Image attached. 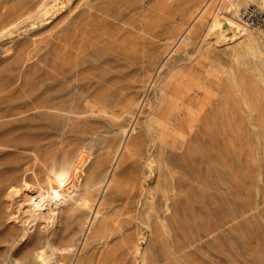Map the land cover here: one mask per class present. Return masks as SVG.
I'll list each match as a JSON object with an SVG mask.
<instances>
[{
    "label": "rangeland",
    "instance_id": "obj_1",
    "mask_svg": "<svg viewBox=\"0 0 264 264\" xmlns=\"http://www.w3.org/2000/svg\"><path fill=\"white\" fill-rule=\"evenodd\" d=\"M37 1L0 0V180L6 178L8 184L1 191L0 213L4 221L13 207L19 215L18 203L9 200L10 189L14 185L24 193L26 185L35 188L46 155L57 162L70 156L82 181L95 186L83 193L73 216L62 215L55 246L44 250L45 261L29 253L43 244L40 221L35 220L28 223L27 234L20 226L18 253L4 264H264V127L260 124L264 120V39L260 38L264 30L251 28L255 38L236 34L223 43L210 33L215 18L235 12L241 18L250 5L264 10V0H211L197 19L209 0H175L174 20L129 78L130 88L117 112L108 116L91 108L109 85L107 77L116 71V49L68 68L58 58L59 38L67 23L64 13L55 14L50 8L54 14L40 15L39 7H34L1 26L9 13ZM88 1L80 0L72 16L84 13ZM115 23L122 25L119 20ZM188 29L191 39L179 41ZM193 64H200L216 110L222 99L229 100L236 92L242 95L237 91L241 85L257 91L262 101L255 123L221 125L211 114L208 130L196 120L192 129L189 119L184 129L171 124L164 154L155 155L162 167L161 185L142 198L133 183L146 161L136 166L129 160L114 187L108 188L100 162H110L127 139L132 145L143 142L149 122L165 124V119L153 115L162 106L159 90L177 70ZM155 75L157 81L152 82ZM94 129L100 132L91 135ZM234 133L240 136L236 143ZM35 137L40 140L39 152ZM4 169H9L8 174L1 176ZM174 177L180 179L177 188ZM131 191L135 195L127 200ZM10 228L5 221L2 231ZM144 233L138 253L135 244ZM124 242H129L124 254L115 260L108 257L114 246Z\"/></svg>",
    "mask_w": 264,
    "mask_h": 264
},
{
    "label": "bare ground",
    "instance_id": "obj_2",
    "mask_svg": "<svg viewBox=\"0 0 264 264\" xmlns=\"http://www.w3.org/2000/svg\"><path fill=\"white\" fill-rule=\"evenodd\" d=\"M79 1L38 0L32 5L29 0L17 12L9 13L7 20L3 23L4 25L1 24V26L5 27L10 20L31 11L34 7H39V11L41 10L38 11L40 15H46L48 12L64 13L67 23L61 38H59L61 47L58 48L60 54L57 57L63 64L62 66L67 67L68 65V68L73 67V65L74 67L80 66L98 53L110 55L116 49V71L107 77L110 81L109 85L100 92L98 101L92 104L91 108L93 113L99 112L104 116L114 115L119 105L126 98L127 91L130 88L129 78L137 72L140 64L147 58L150 47L157 39L161 38L165 28L174 20L175 0H89L87 3L89 8L84 13L72 16V10ZM210 1L205 3L196 19L203 14ZM50 8H53L54 11L52 12ZM135 10H138L137 14L128 16ZM239 18L236 12L231 16L226 15L224 18H215L210 26L212 29L210 33H212L214 40L217 43H223L236 34L255 38V32L243 22L242 17L240 21ZM116 20L121 21L122 25L117 26ZM129 27H132V29H129ZM188 31L189 29L186 30V34L179 41L191 39L187 34ZM260 35V38L264 39L262 32ZM56 62L58 63V61ZM199 66L200 64H193L191 67L177 70L170 80L161 86L157 99L162 106L153 111V115L165 119V124L155 125L149 122L147 131L142 137L143 142L132 145V140L127 139L123 145L119 146L117 153L110 162H108L109 159L100 162L101 173H104V179L109 181L108 188L114 187V181H116L120 170L129 160H132L136 166H140L143 160L146 161L133 183V188L139 192L142 198L148 191L161 185L162 167L156 163L155 155L158 153L164 154L171 135L169 128L171 124L181 125L184 129L186 128L185 122L189 119L190 125L188 124V126L189 129H192L196 120L201 124H206L205 128L207 126L208 130L211 114H214V121L219 122L221 125L234 124L239 126L244 122L255 123V111L257 105L262 101L257 91L254 89L248 90L246 84L244 87L241 85V89L237 91L240 90L242 95L236 92L229 100L222 99L216 110V106L212 102L213 99L206 92L208 81L201 75ZM61 70L64 72L63 68ZM60 74L62 75V73ZM156 79L155 75L152 82ZM199 95H205V97L197 98ZM179 118H181V124L177 123ZM260 124L264 127V120ZM99 132V129H94L90 134L94 135ZM36 137L34 143L37 148L35 150L39 152L41 148L39 146L40 140ZM239 137L238 133H234L233 142L236 143ZM260 138L262 140V136ZM100 145L97 142L99 150H101ZM263 145H261V150H264ZM78 169L77 164L70 156H66L63 161L57 162L55 158L46 155L45 159L40 162L38 174L35 176L37 179L35 188L26 185L24 189L26 192L21 193L19 188L11 184L13 187L9 192V200L11 198L12 203H18L17 211L19 215L17 216V212H13L14 207L9 208L11 210H9L5 221L10 222L11 228L2 231L5 221L0 213V245L5 244L4 247L0 246V264L12 260V257L18 253L16 243L18 242L17 231L20 230V226L24 227L27 234L28 223L35 220L40 221L39 240L43 244L36 246L29 253H36L38 259L45 261L44 250L55 246L57 225L62 215L73 216L74 212L77 211V207L81 204L83 193L89 192L95 186V184L90 185L92 181L83 182L84 180L82 181L78 172L80 169ZM8 171L9 169L1 170V176H6ZM5 179L0 180V195L3 194L1 193L3 188L8 185ZM173 180H175L173 187L177 188L180 179L174 177ZM132 191L134 190L132 189ZM132 191L126 197L127 200H132L134 197L135 194ZM144 230H146L145 227ZM145 237L146 233L139 237L138 242L135 244L136 252H140ZM124 243L114 246L108 252L109 256H107H114L115 260L119 255L124 254V247L129 242ZM24 264L31 263L27 261Z\"/></svg>",
    "mask_w": 264,
    "mask_h": 264
},
{
    "label": "built area",
    "instance_id": "obj_3",
    "mask_svg": "<svg viewBox=\"0 0 264 264\" xmlns=\"http://www.w3.org/2000/svg\"><path fill=\"white\" fill-rule=\"evenodd\" d=\"M242 20L251 28L264 30V10L257 5H250L244 9Z\"/></svg>",
    "mask_w": 264,
    "mask_h": 264
}]
</instances>
